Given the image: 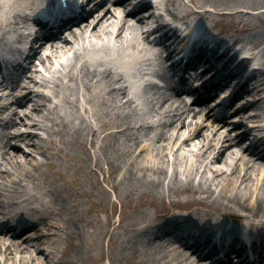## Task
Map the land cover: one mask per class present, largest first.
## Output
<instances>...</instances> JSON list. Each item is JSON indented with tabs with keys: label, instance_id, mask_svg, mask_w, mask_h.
<instances>
[{
	"label": "bare ground",
	"instance_id": "1",
	"mask_svg": "<svg viewBox=\"0 0 264 264\" xmlns=\"http://www.w3.org/2000/svg\"><path fill=\"white\" fill-rule=\"evenodd\" d=\"M133 2L138 5L131 9ZM36 3L0 0V48H9L7 34L25 35L31 17L26 11ZM147 6L146 0H94L90 16L83 17L75 30L61 26L58 34L30 49L18 65L17 78L22 77L24 84L17 79L8 84L0 82V93L7 89L0 99L8 100L0 102V213L9 217L0 223V264H78L69 250L77 253L85 246L98 250V257L91 255L89 264H103L104 260L108 264H199L206 250L209 257L224 255L212 260V264H221L233 255L225 256L226 251L243 253L238 237L227 240L221 232L219 239L214 237L217 231L213 228H226L228 220L231 230L226 233L241 224L254 229L253 236L246 233L248 237L243 238L261 255L257 264H264V163L244 158L230 148L235 142L218 128L229 120V112L216 119L215 125L207 124L203 115H195L183 102L155 92L150 99L152 119L138 120L136 93L131 91L129 79L146 61L150 63V56H159L162 50L158 45L163 38L171 35L170 46L175 50L186 43L185 38L175 37L176 29L156 37L153 32L166 23L155 26V16L149 10L139 17L137 12ZM163 7L177 19L196 14L210 21V16H218L215 25L227 24L222 32L237 36L235 42H243L252 51L251 60L256 59L259 47L264 57V30L261 34L256 30L264 27V0H164ZM208 24L212 26L195 31L192 40L197 57L211 68L219 67V73L231 63L228 73L215 84L221 88L218 95L225 99L233 86L229 89L228 85L242 75L226 103L241 99L251 81L250 89L257 98L264 91V62L247 73L250 61L243 58L235 63L237 53H229V40L207 33L214 26ZM186 25L185 32L189 33L193 22ZM171 54L169 51L167 56ZM34 56L45 72L52 73L51 78L36 75L38 70L31 61ZM36 84L43 88L51 84L50 93L34 89ZM206 101L200 104L209 114L212 110ZM9 102L13 106L11 116L2 118ZM263 103L261 97L250 104L260 110L254 117L264 118ZM18 125L38 129L45 138L28 130L17 132ZM248 134L242 132V136ZM12 139L20 140L26 151L11 146ZM263 140L264 133L259 141ZM63 147L78 151V170L85 172L68 188L51 175H40L43 164L53 168L47 158L57 153L67 155ZM246 150L254 158L261 157L254 144ZM101 181L116 198L135 193L137 202L120 204L117 209L118 200L110 197ZM8 187L14 197L9 196ZM93 187L99 191V201L92 198ZM179 195L191 198L164 201L166 196ZM14 206L19 208L4 213ZM144 206H152L156 214ZM101 212L104 222L98 217ZM164 213H168L167 218ZM62 234L67 247L57 256L56 240ZM169 237L190 253L170 248Z\"/></svg>",
	"mask_w": 264,
	"mask_h": 264
},
{
	"label": "rangeland",
	"instance_id": "2",
	"mask_svg": "<svg viewBox=\"0 0 264 264\" xmlns=\"http://www.w3.org/2000/svg\"><path fill=\"white\" fill-rule=\"evenodd\" d=\"M184 1H186V0H184ZM188 7L190 8L189 4H188ZM217 19H218V16H210V21H208V19H207V21L209 23L214 22V24H215ZM201 20L207 24L206 20H203V19H201ZM222 23L223 22H218L217 25H215V28H213V29L221 30L222 27H225V26L227 27V24L223 25ZM256 30H257V32H259L261 34L264 30V27L262 25L258 26ZM260 55H261V53L259 54L258 62L262 63V62H264V57H262ZM31 61H33V63L35 64V68L38 70L36 72V75H38L39 78L42 76L48 77L52 74V73H45V71L43 70V67L39 64L37 56H34ZM55 68L58 69L57 64L55 65ZM34 89L39 90V91H43L45 93H50V91H51L50 87H46V88L38 87L37 84L34 87ZM131 91H134L136 93L135 98H134V100H135L134 103L138 107V112H139V119L138 120L150 121L153 117L152 116L153 114L151 111L152 101H150V99H151L152 94L155 92L154 88H152V86H150V84H148V83H144V84L140 83V84L133 86L131 88ZM22 92H23V90H22ZM249 92H250L249 95L245 97L248 99H242L240 101L238 108L234 107V105H232V104L227 107V111H230V115H231L232 119H229V121L219 125L218 128H219L220 132H224L223 134L226 133L229 135L230 139L229 138H227V139L232 140L235 143H237V144L234 143L233 145L230 146V148H233L237 154H239L240 156H243L244 158H253V160H255V161L258 160V161L264 163V161H262L261 159L254 158L252 155H250V151L246 150L247 146L251 145V140L253 139V137L254 136H260L262 134L261 131H258V128H256V126L264 125V118L254 117V115L256 113H260V110H257L254 108V106L250 105L251 103L254 104L259 98L264 97V91H261L257 98L253 97L254 95H253L252 91H249ZM0 102H8V100L1 98ZM31 106H32V102L29 103L28 109ZM263 106H264V103H263ZM8 107L9 108H7V111L2 116L3 118H5V117L7 118L8 116H11L10 110H11V108H13V106L10 103ZM241 107H244V108L241 109ZM16 109L22 110L25 108L21 109V108L17 107ZM201 112H203V111H201ZM201 112L195 113V115L201 114ZM244 112H247V114L244 115V117L243 116L240 117V113L242 114ZM202 119L207 124L215 125L217 123L215 120L216 118L214 119L215 120L214 121L212 116H209L206 114L203 115ZM232 124H234L236 126H232ZM17 130H20L19 131L20 133L23 131H27V130L32 131V132H36L39 135L43 136V138H45V134L42 131H40L38 129H34L32 127L18 125V128L16 129V131ZM244 130L249 131V133H251V135L249 134V136H243L242 141L237 142V141H239L238 137L241 135L240 133H242ZM54 138L55 137H53V139ZM10 142H11L10 145L13 147H14V145L17 147L19 146L18 148L22 149L23 151H26V149H27V147L22 142H20V140L12 139ZM14 151H16V150H14ZM65 151H67V155H65L64 157L60 153H57V154H55L54 158H52V159L47 158V161L52 164L53 168L49 169L46 166V164H43L41 169H40V171H41L40 175H42V176H46V175L50 176L51 175L52 177H54L57 180V182L59 184H62L64 187L68 188L69 184L72 180L77 179L78 176L84 175L85 172L78 170V167L81 164L80 161L78 160V157H77V155H79L78 151L75 150L74 148L66 150V148L63 147V152H65ZM35 157L38 159L43 158V157L38 156V155H35ZM20 159H22V158L20 157ZM0 161H1V158H0ZM191 161L194 163V159L190 160V162ZM239 165H241V163L238 162V166ZM67 166H68V168H66ZM52 171H54L56 173L53 174ZM255 176L257 177V173H255ZM98 178L101 179L102 175L98 174ZM100 185L106 191L109 192L110 197L112 199L118 200L119 203L117 205V209L120 208V204L129 203V204L134 205L138 200L137 194H135V193H131V195H129V196H125L122 193L118 196V198H116L115 194L111 191V189L103 181H101ZM8 189L10 190L9 196L14 197V194H13L11 188L8 187ZM92 189H93V194H92L93 197L92 198L95 201H99L100 200L99 191L97 190V188H94V187ZM184 198H191V197L189 195H187V196L179 195L177 197L166 196L164 198V201L167 203L168 201H171L173 199L182 200ZM82 203H84V202L82 201ZM84 206H86V205L84 204ZM143 208H145L150 214H156V210L152 206H144ZM172 211L183 212V213L186 212L184 210H179V209H174ZM162 216L167 218L168 213H164V214H162ZM98 217L103 222L105 221L104 213H102V212L99 213ZM116 217L117 216H115V218ZM0 220H1V218H0ZM237 223H238V221H237ZM229 225H230V220H228L226 226H229ZM244 225L245 224L239 225V227L244 226ZM77 241L79 242V240H77ZM56 245H57V256H58V255H60V252L64 248L67 247V240L64 239L63 234L59 238H57ZM171 247H176V249H179V250L182 249V248L178 247L177 243ZM184 252H187V251H184ZM69 255L71 258L77 257L78 258V264H89V257H91V255H93V257L97 258L98 257V250L97 249L88 250V247L85 246V247L80 248L77 251V253L73 249H70ZM103 264H108V263L106 260H104ZM116 264H124V263L123 262H117ZM204 264H208V263L204 262Z\"/></svg>",
	"mask_w": 264,
	"mask_h": 264
}]
</instances>
